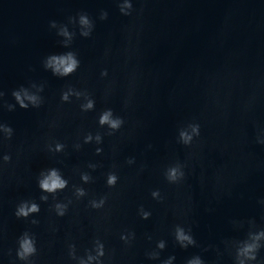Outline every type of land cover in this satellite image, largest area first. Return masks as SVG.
Here are the masks:
<instances>
[{"label": "clouds", "instance_id": "1", "mask_svg": "<svg viewBox=\"0 0 264 264\" xmlns=\"http://www.w3.org/2000/svg\"><path fill=\"white\" fill-rule=\"evenodd\" d=\"M128 7H131L129 4ZM130 13L126 14L129 15ZM106 14L102 15L101 19H105ZM71 19V18H70ZM80 22L83 25H87L89 23V20L87 18V15H81L80 16ZM67 35V33H64ZM84 35H87V33H84ZM49 67H52L54 69V72L60 73L62 75H68L74 71V69L77 66V61L73 59V54L72 53H67L66 55H54L51 56L48 60V65ZM0 95H3L2 92H0ZM13 96L15 99L20 103L22 108H26L27 105L24 103V101L21 99L19 93L13 92ZM27 99L34 101L35 97L28 96ZM66 99V97H65ZM91 107V105H89ZM111 113L106 112L102 117L100 122L103 123H108L112 128H118L120 126L121 121L120 120H110ZM192 134H189L187 131L181 130L179 132V140L181 143L184 145H190L193 141V136H199L200 134V128L198 124L192 125ZM5 159H8V157H5ZM184 173L183 171L179 172L178 176V168L177 167H172L168 170V180L169 181H176L178 178H183ZM115 182V177L110 176L109 177V183L112 184ZM66 186V182L64 180H61L60 177L56 174L55 171L51 173L50 176L45 178L40 182V187L48 192H54L57 189H62ZM155 194V193H154ZM42 199H46L45 197H42ZM39 207L35 203L31 205V207H21L19 211L16 213L17 216H25L27 217L30 213L32 212H38ZM62 214V213H61ZM33 223H36V221H33ZM260 236H264V232L259 233L256 236V239L258 240ZM176 240L180 242L181 247H187V244H195V240L193 237L189 234H186L183 229L177 228L176 230ZM187 242L185 244L184 242ZM160 247H163V244L161 243ZM259 245L256 243L252 244H245V246L240 249L237 252V255H246L248 259L250 260H256L257 255L256 253L259 250ZM20 251L17 253V255L23 259L29 255H32L35 253V248L33 246V242L30 239H24L21 241L20 244ZM188 264H202L201 261L196 260V261H189Z\"/></svg>", "mask_w": 264, "mask_h": 264}]
</instances>
